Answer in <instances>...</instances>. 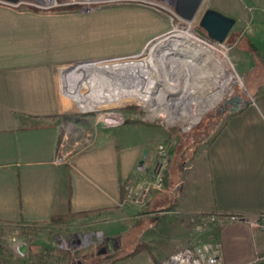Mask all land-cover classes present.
Listing matches in <instances>:
<instances>
[{
    "label": "rangeland",
    "instance_id": "rangeland-1",
    "mask_svg": "<svg viewBox=\"0 0 264 264\" xmlns=\"http://www.w3.org/2000/svg\"><path fill=\"white\" fill-rule=\"evenodd\" d=\"M216 1L205 0L192 23L180 17L175 0H23L15 6L0 2V6L14 11L53 13L64 18V45L72 57L58 69L57 78L64 95L63 113L74 115L64 123V134L70 138L64 146L69 147L72 141L79 148L96 147L115 137L118 153L127 146L139 149L134 168L122 186L127 207L110 216L116 222L100 224L89 216L72 223L36 227L31 234L23 227H0L4 248L0 264L88 262L82 256L102 244L105 232H113L119 240L114 253L121 255L138 243H148L152 256L158 257L156 264L181 248L211 242L208 214L214 200L209 150L239 108L260 103L255 88H264V52L247 51V37L238 31L242 21L224 42L212 40L201 26L207 10L222 6ZM226 1L224 7L229 12L232 8L243 13L254 11L249 0ZM251 23L245 20L243 27ZM179 32L193 35L194 45L209 53L199 55L192 64L188 63L192 47L178 56L171 54L174 41L170 39ZM152 57L154 63L146 70L141 64H131ZM78 73L86 84L79 81ZM216 78L225 83L223 97L192 123L190 114L204 106L205 95L217 87L213 83ZM79 84L82 94L102 101L96 110L82 109L69 92ZM154 85V106L135 95L115 102L107 98L113 92L123 95ZM155 106L158 109L152 110ZM161 151L169 155L168 173L164 169L168 184L152 191L147 203L136 204L130 188L139 187L155 172ZM155 195L158 199L152 202ZM171 206L174 208L167 210ZM125 217L128 219L120 221ZM99 258L94 264H108L107 256Z\"/></svg>",
    "mask_w": 264,
    "mask_h": 264
},
{
    "label": "crops",
    "instance_id": "crops-1",
    "mask_svg": "<svg viewBox=\"0 0 264 264\" xmlns=\"http://www.w3.org/2000/svg\"><path fill=\"white\" fill-rule=\"evenodd\" d=\"M216 2L222 5L216 11L236 20L231 33L242 21L238 31L247 37V51L264 52V0H249L254 11L247 13L229 12L226 0ZM245 20L252 23L243 27ZM63 21L53 13L0 6V227H45L70 212H89L84 218L113 224L117 220L110 216L127 207L122 186L139 149L127 146L118 153L115 137L96 147L79 148L72 141L67 147L68 133L62 136L61 127L53 125L65 106L57 71L72 57ZM255 90L260 103L234 114L209 150L211 211L246 216L264 211V88ZM214 227H209L211 242L221 249L220 264H264L263 230L253 231L243 221ZM155 256L141 253L115 264H156Z\"/></svg>",
    "mask_w": 264,
    "mask_h": 264
},
{
    "label": "built area",
    "instance_id": "built-area-1",
    "mask_svg": "<svg viewBox=\"0 0 264 264\" xmlns=\"http://www.w3.org/2000/svg\"><path fill=\"white\" fill-rule=\"evenodd\" d=\"M162 149L163 147L160 146ZM160 161H158L157 169L155 172L145 179L139 187L130 188L133 201L136 204H145L152 191L162 190L165 186V174L168 166V153L163 151L158 155ZM161 168V169H159ZM209 221L220 220L226 221H243L247 223L251 229L264 231V211L254 216H246L242 214H229L218 215L212 214L208 216ZM222 261L221 249L218 244L210 242L195 247L181 248L171 254L168 258L164 259L162 264H220Z\"/></svg>",
    "mask_w": 264,
    "mask_h": 264
},
{
    "label": "bare ground",
    "instance_id": "bare-ground-1",
    "mask_svg": "<svg viewBox=\"0 0 264 264\" xmlns=\"http://www.w3.org/2000/svg\"><path fill=\"white\" fill-rule=\"evenodd\" d=\"M192 36L193 35H191L188 32H179V33H176L174 35L175 39L174 38L173 39H170V40H173L174 41L173 42L174 43L173 44L174 47L171 48L172 50L170 52L171 54L175 53L177 55V54H180L182 52L188 51L187 48H191L192 47V49L194 51L191 50V54H192L191 55V58L192 59L191 60H188V63L190 62L189 64L194 63L195 58L198 57L199 55L207 54V52H208V49H205V48L203 49V48H201L199 46L194 45V43L191 40V37ZM167 54H169V53H167ZM176 59H178V58L177 57L174 58V60H176ZM180 60L177 61V62H180ZM153 63H154V59L152 57V59L147 60L146 62H143V63L133 62L131 64L132 65H135L136 67H139V65L141 64L142 65V68L145 67L144 70H146V68L151 67ZM80 67H82V66H80ZM131 67H133V66H131ZM133 70H135V68ZM79 72H82V69L79 70ZM85 73H87V72H85ZM77 77H79L78 78V79H80L79 81L82 80L81 79V77H82L81 76V73ZM82 82L84 84H86L87 83V80H82ZM78 83H80V82H78ZM213 83L217 87L213 91L212 94L205 95L207 99H206V102H204L205 103L204 106L200 107L199 109H196V111H194L192 114H190V118L192 120V123H196L197 121H199V119L201 118V116L203 115V113L205 111H207L209 108H211L214 105H216L218 103V101L221 100V98L223 97L224 91H225V88H226L225 83H221L220 80L217 79V78L214 80ZM81 88H82V85L79 84V86H77V88H75L73 90H72V87H71L69 89V92L71 93L72 96H74L78 100L79 106L82 109L87 110V111L96 110L97 109L96 106L100 105L102 103V101L101 102H97L96 100H94V99H92V98H90V97L82 94L80 92L81 91ZM155 92H156V86L154 85L153 87H151V88H149L148 90H145V91L144 90H142V91H136V92H133V93L123 94V95H121L120 92H118V93L113 92L112 94L108 95L107 98H108V101L109 102H115V101H120L122 99V97H124L125 95H135L138 99H140L141 101H143L146 105H152V106H154L153 99H154V96H155ZM153 109L154 110H157L158 107L155 106L154 108H152V110Z\"/></svg>",
    "mask_w": 264,
    "mask_h": 264
},
{
    "label": "trees",
    "instance_id": "trees-1",
    "mask_svg": "<svg viewBox=\"0 0 264 264\" xmlns=\"http://www.w3.org/2000/svg\"><path fill=\"white\" fill-rule=\"evenodd\" d=\"M244 107L239 108L235 114L240 113L243 110ZM74 117V115L72 114H67V113H61L58 115H54V126H60L61 127V133L62 136L64 135V123L70 119H72ZM110 131H108L109 133ZM217 137V136H216ZM215 137V138H216ZM214 138V139H215ZM213 139V140H214ZM212 140V141H213ZM173 148L171 149V152H173ZM203 159H207V157L203 158ZM208 160V159H207ZM168 173V170H167ZM168 184V178H165V185ZM172 206L168 207L167 210H172ZM89 214V212H78V213H66V214H62V215H56L51 219V223L52 224H57V225H62V224H66L67 222L70 221V219L72 218H80V217H85ZM218 215L219 217H221L222 215H229L231 213H227V212H223V211H219L218 209H212L211 212H209V215ZM224 222L220 221V220H215V221H209V227L215 226L213 231H218L221 227L222 224ZM36 228V223H26L25 224V229H27V234H29L30 232H32L34 229ZM31 234V233H30ZM119 240L114 238V237H105L102 241V244L100 246H98V248H96L95 250L92 251V253L90 254H84L82 256V258H84L85 260H87L88 262H84V260H80L81 263L80 264H94L96 263V261H99L100 258L98 259V257L100 256H107L108 260L107 263L108 264H115L117 262H120L122 260H128V259H132L135 256H137L138 254L142 253V252H147L151 255H153L152 253V249L151 247L148 245V243H138L130 252L121 255V254H114L115 251H117L119 249ZM4 251L3 245L0 243V253ZM97 259H96V257ZM102 261V260H101ZM101 261L99 263H101Z\"/></svg>",
    "mask_w": 264,
    "mask_h": 264
},
{
    "label": "water",
    "instance_id": "water-1",
    "mask_svg": "<svg viewBox=\"0 0 264 264\" xmlns=\"http://www.w3.org/2000/svg\"><path fill=\"white\" fill-rule=\"evenodd\" d=\"M23 0H0L8 5H18ZM205 0H176L175 6L180 17L192 23ZM236 24V20L216 10H207L201 20V26L207 30L209 37L218 42H224Z\"/></svg>",
    "mask_w": 264,
    "mask_h": 264
}]
</instances>
